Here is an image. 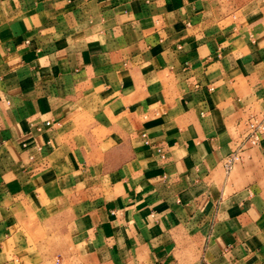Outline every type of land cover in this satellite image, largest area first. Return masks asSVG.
Masks as SVG:
<instances>
[{
    "label": "crops",
    "instance_id": "crops-1",
    "mask_svg": "<svg viewBox=\"0 0 264 264\" xmlns=\"http://www.w3.org/2000/svg\"><path fill=\"white\" fill-rule=\"evenodd\" d=\"M263 112L264 0H0V264H264Z\"/></svg>",
    "mask_w": 264,
    "mask_h": 264
},
{
    "label": "built area",
    "instance_id": "built-area-1",
    "mask_svg": "<svg viewBox=\"0 0 264 264\" xmlns=\"http://www.w3.org/2000/svg\"><path fill=\"white\" fill-rule=\"evenodd\" d=\"M50 124V121L46 122V125ZM263 136L264 112L252 115L246 121V128L241 136L240 144L223 158L222 165L225 172L229 173L234 165L242 159L243 151L246 147H252L259 144Z\"/></svg>",
    "mask_w": 264,
    "mask_h": 264
},
{
    "label": "rangeland",
    "instance_id": "rangeland-1",
    "mask_svg": "<svg viewBox=\"0 0 264 264\" xmlns=\"http://www.w3.org/2000/svg\"><path fill=\"white\" fill-rule=\"evenodd\" d=\"M53 250H50V252H52ZM46 255V260L47 261H51L50 259H52L53 261H54V259H55V256H54V253L52 254V253H47V254H45ZM51 255V256H50ZM51 257V258H50ZM57 259H55V261H56ZM56 264H57V261L55 262ZM52 264V263H51Z\"/></svg>",
    "mask_w": 264,
    "mask_h": 264
}]
</instances>
